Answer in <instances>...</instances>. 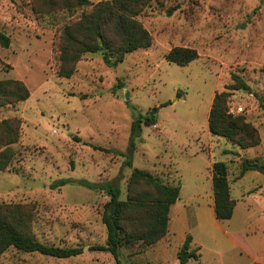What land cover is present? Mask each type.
<instances>
[{
  "label": "rangeland",
  "instance_id": "374dc122",
  "mask_svg": "<svg viewBox=\"0 0 264 264\" xmlns=\"http://www.w3.org/2000/svg\"><path fill=\"white\" fill-rule=\"evenodd\" d=\"M91 9L63 10L46 0H0V31L11 39L9 48L0 45V80H20L31 94L26 102L0 107V122H17L20 129L19 141L11 146L12 162L0 172V204L26 206L37 241L83 248L81 255L64 259L11 248L0 264H118L111 254L90 249L106 245L102 218L110 198L78 183L52 185L60 180L111 182L125 200L136 168L164 184L182 185L183 197L171 208L168 235L152 247H123L120 264H179L187 236L201 232L194 209L202 203L188 204V198L208 190L210 162L227 163L232 198L239 201L234 218L224 225L242 228L248 222V241L264 249L259 200H241L242 192L255 185L264 189V174L252 170L238 178L244 159L264 164V0H154L139 17L152 34L151 48L128 54L114 67L101 54H85L74 75L61 78L63 30ZM174 47L195 49L199 58L188 66L170 63L166 55ZM234 74L251 89L234 91L229 110L245 116L261 137L259 146L246 150L213 136L208 127L214 96L234 83ZM156 108L155 124L142 123L135 148L129 149L133 122ZM261 201L264 207V196ZM200 237L201 257L188 264L247 260L232 246L218 248Z\"/></svg>",
  "mask_w": 264,
  "mask_h": 264
},
{
  "label": "trees",
  "instance_id": "16d2710c",
  "mask_svg": "<svg viewBox=\"0 0 264 264\" xmlns=\"http://www.w3.org/2000/svg\"><path fill=\"white\" fill-rule=\"evenodd\" d=\"M154 0H106L93 3L90 0H46V5L73 10L90 6L77 21L67 25L60 39L61 78L70 79L76 65L85 54H101L104 62L111 67L123 62L128 54L140 49H149L153 37L139 20ZM0 45L9 48L11 39L0 31ZM199 58L195 49L174 47L166 60L179 66H188ZM233 84L225 91L217 92L211 106L208 127L213 136L223 137L239 148L246 150L259 146L261 137L258 129L245 116L233 115L229 110V98L234 91H250V86L238 75L232 76ZM31 94L20 80H0V107L26 102ZM264 111V100L262 101ZM157 108L151 114L140 116L133 122L129 149L134 150V139L140 134L141 124H155ZM19 123L0 122V172L10 166L14 157L12 145L19 141ZM111 152L103 148H96ZM127 164L132 167V161ZM255 165H258L256 168ZM264 174V164L244 159L239 179L249 171ZM230 169L225 162L212 166V185L215 215L219 221L231 220L236 201L231 196ZM78 185L93 191H104L110 200L104 206L103 223L107 228L106 245L90 248L111 254L120 264V250L125 246L142 244L152 247L169 233L170 211L180 198L181 187L164 184L159 177L146 170L134 169L128 183V195L121 199L122 191L111 182L96 184L88 181L74 182L60 180L52 187L67 184ZM31 214L24 205L0 204V257L14 248L25 253H40L45 256L64 259L83 253V248L63 249L37 241L31 234ZM193 237L188 235L178 252L179 264L199 260L200 247L191 249Z\"/></svg>",
  "mask_w": 264,
  "mask_h": 264
},
{
  "label": "crops",
  "instance_id": "0c3cea01",
  "mask_svg": "<svg viewBox=\"0 0 264 264\" xmlns=\"http://www.w3.org/2000/svg\"><path fill=\"white\" fill-rule=\"evenodd\" d=\"M214 162L209 163V170L210 174L206 177L207 188L206 192H195L188 198V204L190 202H200L202 204H198V206L194 209V218H195V225L196 228H201V232L197 235L194 231H192L191 236L193 237V241L196 244V247H200L201 249L204 247V243L201 241L200 236H204L209 240L213 241L215 246L218 248H223L227 246H232V249L237 251L241 258L246 257V261H240L239 264H264V249L257 250L255 249L251 243L248 241V228L247 223L243 224L242 228L233 227L228 228L224 225L226 221H219L215 215V203H214V196H213V185L210 188V181L212 183V165ZM250 172V171H249ZM258 174L260 172L256 171ZM261 174V173H260ZM196 178L198 179V174H195ZM245 177V176H244ZM243 177V178H244ZM183 186L181 185V193L180 198L177 203L173 206H177L179 202H181L183 197ZM231 194L233 197V188H231ZM264 196V189L262 186L255 185L251 187L241 194V200L246 201L249 199H258L260 207V213L258 217L264 218V207L261 201V198ZM201 197V199H199ZM234 199V198H233ZM235 200V199H234ZM236 201V207L234 216L236 213V209L238 207L239 201ZM189 207V206H188ZM248 207H250L248 205ZM250 212V210H248ZM262 213V215H261ZM233 216V218H234ZM232 218V219H233ZM231 219V220H232ZM229 221V220H228ZM264 232V229H261ZM200 249V251H201ZM220 257L223 256V253H217ZM220 264H224L222 261Z\"/></svg>",
  "mask_w": 264,
  "mask_h": 264
}]
</instances>
